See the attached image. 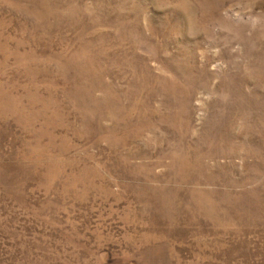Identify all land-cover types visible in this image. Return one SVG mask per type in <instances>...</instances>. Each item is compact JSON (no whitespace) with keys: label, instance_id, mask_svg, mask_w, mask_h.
Masks as SVG:
<instances>
[{"label":"rangeland","instance_id":"obj_1","mask_svg":"<svg viewBox=\"0 0 264 264\" xmlns=\"http://www.w3.org/2000/svg\"><path fill=\"white\" fill-rule=\"evenodd\" d=\"M0 264H264V0H0Z\"/></svg>","mask_w":264,"mask_h":264}]
</instances>
